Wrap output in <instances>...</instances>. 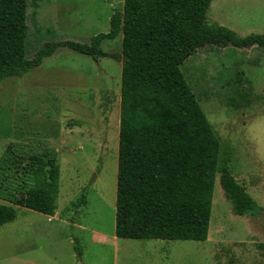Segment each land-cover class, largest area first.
<instances>
[{
  "label": "rangeland",
  "instance_id": "obj_1",
  "mask_svg": "<svg viewBox=\"0 0 264 264\" xmlns=\"http://www.w3.org/2000/svg\"><path fill=\"white\" fill-rule=\"evenodd\" d=\"M123 1L41 0L34 20L29 8L27 57L48 41L108 32ZM206 20L263 34L264 0H211ZM101 49L93 60L59 47L0 84V157L10 143L28 153L50 147L60 171L54 216L16 207L0 226V264H264V47L206 44L181 65L230 148L231 172L260 206L234 214L217 177L205 241L115 236L121 33Z\"/></svg>",
  "mask_w": 264,
  "mask_h": 264
},
{
  "label": "trees",
  "instance_id": "obj_2",
  "mask_svg": "<svg viewBox=\"0 0 264 264\" xmlns=\"http://www.w3.org/2000/svg\"><path fill=\"white\" fill-rule=\"evenodd\" d=\"M40 1L0 0V84L38 67L59 47L97 60L102 42L121 33L116 237L205 241L217 177L234 214L259 213L181 65L206 44L264 47V33L240 36L208 23L211 0H124L108 32L88 42L48 41L28 58L29 8L34 20ZM59 174L50 147L28 153L10 143L0 157V226L16 217V207L54 215ZM83 201L84 194L77 206Z\"/></svg>",
  "mask_w": 264,
  "mask_h": 264
},
{
  "label": "crops",
  "instance_id": "obj_3",
  "mask_svg": "<svg viewBox=\"0 0 264 264\" xmlns=\"http://www.w3.org/2000/svg\"><path fill=\"white\" fill-rule=\"evenodd\" d=\"M54 215H55V213H54ZM54 215H51V216H54ZM49 219H51V217H49Z\"/></svg>",
  "mask_w": 264,
  "mask_h": 264
}]
</instances>
